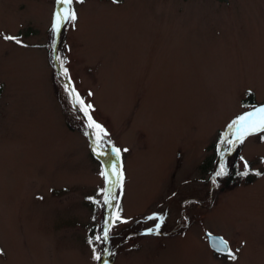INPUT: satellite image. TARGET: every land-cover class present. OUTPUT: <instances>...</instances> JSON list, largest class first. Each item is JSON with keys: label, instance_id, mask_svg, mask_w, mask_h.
<instances>
[{"label": "rangeland", "instance_id": "1", "mask_svg": "<svg viewBox=\"0 0 264 264\" xmlns=\"http://www.w3.org/2000/svg\"><path fill=\"white\" fill-rule=\"evenodd\" d=\"M62 7L0 0V34L22 41L0 38V264H264V133L241 143L229 127L264 106V0H73L53 33ZM55 49L108 134L99 147ZM113 163L114 188L100 175ZM106 228L101 262L89 239Z\"/></svg>", "mask_w": 264, "mask_h": 264}, {"label": "snow or ice", "instance_id": "2", "mask_svg": "<svg viewBox=\"0 0 264 264\" xmlns=\"http://www.w3.org/2000/svg\"><path fill=\"white\" fill-rule=\"evenodd\" d=\"M77 2L83 3V0H77ZM114 3H118L119 0H113ZM58 3L63 5L64 7L61 8V10L57 13H55L54 22L52 25V32L53 33H59L61 30L62 25L74 22L77 19V15L75 11L72 9L73 0H58ZM0 38H3L4 40L13 41L16 44H22V41L11 35H5L0 34ZM56 60L60 63L62 66V72L61 75L68 79V82L64 85L65 92L68 93L69 97L73 100L74 104L78 107V110L83 113L84 117L87 120V128L93 129V135L95 136V140L93 143L96 145V147H99L102 141V137L107 136V132L105 129L98 124L95 120H93L92 116L90 115V110H92V105L86 104L84 99H82L79 95V93L76 92V89L71 84V79L68 76V69L63 68L64 60L60 58L59 55H57ZM91 95V93H89ZM229 127H235L236 129V141L243 142L244 138L248 135L254 134V133H264V106H261L259 108H255L252 111L246 112L243 115L239 116L236 120L232 122V124ZM231 143L232 141H226ZM96 147L93 148V152L96 153ZM112 153L114 154L116 160L118 161L120 159L121 149L112 147L111 148ZM123 151H128L127 149H124ZM97 155H106V153H96ZM243 159V158H241ZM244 168L246 169L243 172H240L239 175L241 176H247L249 172L247 171L248 165L247 162L244 164ZM101 176L105 178L106 184H111L112 187H116L118 185L122 186L123 181V171L122 168H118L116 163H113L111 165L110 170L102 171L100 173ZM227 175V171L222 164L220 166L219 171L216 172V176H224ZM256 175H262L260 172H256ZM113 177L115 179H113ZM215 183V179L212 181ZM116 199L115 194L109 189L106 191V194L104 195L103 204L108 207H118V205H113L112 201ZM95 202V201H94ZM113 219L115 221L120 222H126L121 219V216L119 214V211H116ZM150 220H158L159 223L155 224L154 228L148 229L144 234H160V226L161 223H163V216H150L148 217ZM93 239L96 241H100L103 239L104 241H107L108 239V229H105L101 236H96L94 238L89 239V243L91 244L93 242ZM213 248L218 253H222L227 255V257L230 260H236V256L230 249L228 242L221 238H216L213 243ZM95 252V250H94ZM94 259L100 260L101 257L99 255H94Z\"/></svg>", "mask_w": 264, "mask_h": 264}, {"label": "trees", "instance_id": "3", "mask_svg": "<svg viewBox=\"0 0 264 264\" xmlns=\"http://www.w3.org/2000/svg\"><path fill=\"white\" fill-rule=\"evenodd\" d=\"M58 85L60 86V88L62 89L63 94L66 93L67 97L69 98V95L67 92H65L64 89V84L60 81V78H58L57 80ZM246 97L241 101V104L243 106H250V105H254L255 104V99H254V95L251 91H247ZM72 116H75L76 118H81V116L78 114V110L72 108ZM236 177V174L233 176L231 175L230 178V182L234 180V178Z\"/></svg>", "mask_w": 264, "mask_h": 264}, {"label": "water", "instance_id": "4", "mask_svg": "<svg viewBox=\"0 0 264 264\" xmlns=\"http://www.w3.org/2000/svg\"><path fill=\"white\" fill-rule=\"evenodd\" d=\"M216 238H221L220 236H214V235H208V243H209V246L211 247V248H213V243H214V241H215V239ZM108 242H106V249H105V254H106V251H107V244ZM214 249V248H213ZM105 254H104V256H103V259H104V257H105Z\"/></svg>", "mask_w": 264, "mask_h": 264}]
</instances>
